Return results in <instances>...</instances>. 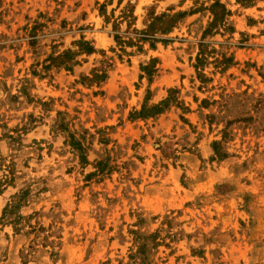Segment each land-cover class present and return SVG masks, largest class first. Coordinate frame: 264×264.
Wrapping results in <instances>:
<instances>
[{"label":"rangeland","instance_id":"1","mask_svg":"<svg viewBox=\"0 0 264 264\" xmlns=\"http://www.w3.org/2000/svg\"><path fill=\"white\" fill-rule=\"evenodd\" d=\"M0 264H264V0H0Z\"/></svg>","mask_w":264,"mask_h":264},{"label":"trees","instance_id":"2","mask_svg":"<svg viewBox=\"0 0 264 264\" xmlns=\"http://www.w3.org/2000/svg\"><path fill=\"white\" fill-rule=\"evenodd\" d=\"M215 5H216V7H222V5L220 3H216ZM158 21H161L162 22V24L159 25L160 26L159 28L163 32L164 31H168L169 29H171L174 26V18H173V16H170L168 14H163L161 16H156L154 18V22L150 26V28L152 30L155 29L154 25H157V22ZM83 44L86 45V46H88L89 43H87L85 41V42H83ZM86 48H87L88 51H94L93 47H91V46L90 47H86Z\"/></svg>","mask_w":264,"mask_h":264}]
</instances>
